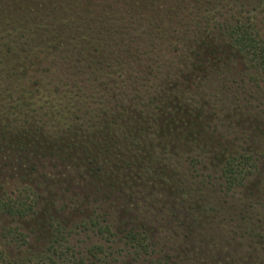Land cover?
I'll list each match as a JSON object with an SVG mask.
<instances>
[{
    "label": "trees",
    "instance_id": "1",
    "mask_svg": "<svg viewBox=\"0 0 264 264\" xmlns=\"http://www.w3.org/2000/svg\"><path fill=\"white\" fill-rule=\"evenodd\" d=\"M222 1L0 0V154L15 152L24 160L34 150L37 159L71 160L77 172L107 156L108 170L121 172L117 176L121 185L141 182L138 171L133 175L132 163L150 178L155 171L148 138L139 139L126 122L149 124L147 130L153 131L163 118L166 126L155 135L165 138L171 132L179 122L175 113L187 107L177 80L181 75L182 80L192 78L180 68L189 63L185 52L196 45L212 46L214 33L217 56L211 70L218 85L199 94L227 93L217 94L218 99L229 98L225 103L230 105L223 104V109L234 115L254 113L251 121L264 124V7L257 11L259 16H251L227 9ZM240 1L264 5V0ZM223 10L230 11L228 17ZM216 14L223 18L215 23ZM237 63L241 66L233 74ZM151 80L163 84L146 86L143 94L150 97L142 102V87ZM142 105L154 109V114L144 116ZM256 162L246 152L226 156L221 168L225 184L241 185ZM156 164L158 172H165L166 164L159 163L162 171ZM36 172L37 167L26 166L22 178L33 181ZM53 207L54 202L43 201L37 187L0 193V264L117 261L118 252L103 244L76 257L69 239L72 230L57 220ZM30 220L48 234L34 248L28 232L12 225ZM88 223L97 236L110 233L98 218L89 217ZM123 246L140 256L151 244L145 232L130 231Z\"/></svg>",
    "mask_w": 264,
    "mask_h": 264
},
{
    "label": "rangeland",
    "instance_id": "2",
    "mask_svg": "<svg viewBox=\"0 0 264 264\" xmlns=\"http://www.w3.org/2000/svg\"><path fill=\"white\" fill-rule=\"evenodd\" d=\"M233 3L239 7H232ZM222 4L229 10L250 12L251 16H259L257 11L264 7L240 0H223ZM229 12L223 10L222 14L228 17ZM215 17V23L223 18L217 14ZM211 38L212 46L197 49L196 45L185 52L189 63L180 68L187 72L186 76L191 73L192 78L182 80L185 75H181L177 80L187 107L185 112L175 113L179 122L165 138L162 133L161 137L155 135L166 126L163 118L153 131L147 130L149 124L126 122L139 139L148 138L146 147L154 154L155 171L150 178L143 177V170L132 163L133 175L138 171L141 182L121 185L117 177L121 172L108 170L107 156L77 172L71 160L65 158L41 160L32 150L20 160L17 153L4 151L0 154V193L16 194L30 186L34 190L37 187L43 201L54 202L57 220L71 228L69 239L78 258L90 246L103 244L118 252L117 261L110 264H264V124L251 121L254 113L234 115L223 109L229 98L218 99L217 94L226 97L227 93L220 95L217 90L215 97L199 94L218 85L216 72L211 70L212 59L217 56V33ZM240 66L237 63L233 67V74ZM151 84L160 88L163 83L151 80L142 87V102L150 97L143 92L147 93L146 86ZM148 107L142 105L141 109L149 118L155 110ZM136 126L142 130L135 131ZM188 137L194 139L189 141ZM128 143L129 140L125 145ZM241 152L253 155L257 167L241 185L228 187L222 176V162L226 156ZM168 155L170 161L165 159ZM155 162L161 171L164 166L159 163L166 164L165 172H158ZM26 166L37 167L33 181L22 178L21 170ZM89 217L108 225L110 233L97 236L88 223ZM12 225L28 232L33 248L48 238L46 231L37 229L41 224L35 227L34 220ZM130 231L147 234L151 244L147 254L136 256L123 246L124 236Z\"/></svg>",
    "mask_w": 264,
    "mask_h": 264
}]
</instances>
